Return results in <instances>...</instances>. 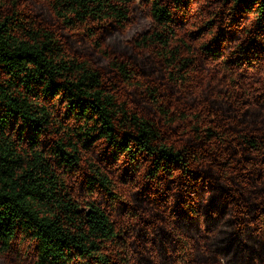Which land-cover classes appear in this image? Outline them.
Masks as SVG:
<instances>
[{
    "label": "trees",
    "instance_id": "16d2710c",
    "mask_svg": "<svg viewBox=\"0 0 264 264\" xmlns=\"http://www.w3.org/2000/svg\"><path fill=\"white\" fill-rule=\"evenodd\" d=\"M6 1H0V252L10 251L19 237L32 239L35 264H117L115 259L129 256L123 228L115 225L110 211L95 204L98 198L104 199L113 209L125 202L114 180L92 157H85L80 181L89 194L96 191L98 195L79 201L68 185L71 174L80 172L83 156L98 145L106 160L123 163L128 176L141 166L156 196V187L170 183L169 189H160L163 197L156 215L142 210L134 216L151 227L156 223L153 229L161 224L163 230L171 228L173 239L200 236L203 241L201 230L209 238L223 235L225 229L219 230L220 226L237 227L232 218L257 207L253 201L264 197V183L261 177L254 179L253 171L260 166L258 156L264 157V116L258 127L255 119L262 111L256 107L243 112L235 91L242 84L233 77L245 64L254 63L250 57L264 55V28L245 29L240 23L246 11H255L258 23L264 24V0L255 8L245 0H215L211 18L198 24L197 29L204 27L199 33L202 38L193 42L179 37L177 28L191 0H142L155 25L149 23L151 32L129 41L158 62L167 80L186 84L198 76L207 81L209 75L204 77L196 67V52L222 62V72L229 73L226 79L219 72L212 74L219 108L203 135L191 121L188 128L182 126L187 112L178 117L171 113L168 100L162 103L157 98L164 91L151 81L139 84L165 126L179 127L181 136L191 129L195 139L181 151L157 122L119 101L104 72L70 54L62 40L61 32L84 28L117 83L135 87L142 81V71L126 56L113 59L98 41V34L109 27L126 30L132 12L117 7L113 0H48L49 18L40 19L32 13L27 17L16 7L17 0ZM108 21L112 23L106 26ZM209 23L216 25L209 28ZM239 24L243 26L241 41L221 57L220 41ZM254 101L255 97L249 104ZM225 103L231 105V113L224 112ZM234 107L243 114L233 118ZM193 119L203 123L195 112ZM236 152L252 154L245 158L250 162L244 165ZM262 167L264 171V162ZM208 188L214 195L205 206L200 200ZM183 218L196 223L184 226ZM182 243L177 240L178 252ZM109 246L114 250L109 251Z\"/></svg>",
    "mask_w": 264,
    "mask_h": 264
},
{
    "label": "clouds",
    "instance_id": "9594fccd",
    "mask_svg": "<svg viewBox=\"0 0 264 264\" xmlns=\"http://www.w3.org/2000/svg\"><path fill=\"white\" fill-rule=\"evenodd\" d=\"M113 2L125 12L133 13L132 16L128 17L126 24L140 20L155 25L151 13L147 10V6L141 3V0H113ZM47 3L48 0H29L30 6L41 11H46ZM245 3L255 8L259 6L261 0H245ZM108 23L112 22H106V26ZM242 24L245 29L264 28V24L258 23V13L255 11L251 13L246 11L245 20L242 21ZM123 31V27L114 26L104 35L107 45L106 51L113 59L129 54L128 44L130 41L121 38ZM146 32H151V29H141V34ZM85 54L95 57V50ZM102 60L103 54L96 57L95 62L100 63ZM214 67L215 65L209 64L201 71L210 74ZM244 68H247V72L244 71ZM244 68H241L233 78L238 79V83H242V87L235 90L239 98L238 103L243 108V112H250L251 109L248 104L254 97L259 103H264V96L260 95V93H264V63L254 64L251 67L245 64ZM242 74L243 79L241 81ZM219 76L223 78L224 73H219ZM162 77L163 73L161 80L167 89L162 94L165 98H173L168 101L171 113L187 112L182 126L188 128V121H191L193 125L200 128V134L203 135L205 126H211L208 122L215 119L212 113L219 108L217 103L219 97L213 95L215 89L212 86L211 76L209 75L207 81L198 76H193L186 84H177L170 80L163 81ZM140 83H144V81H139L135 87L129 88L128 85L121 82L119 92L127 99L129 108L134 106V101L135 105H139L147 111L153 106L142 102ZM232 111L234 113L233 118L243 114L238 107H234ZM194 112L203 117V123L193 119ZM176 131L177 129L170 127L166 134L171 136ZM194 139V134L189 129L182 137L173 140V144L177 151H181L189 141H194ZM172 179L175 180L176 177L173 176ZM175 195L176 192L173 193V196ZM213 195L214 193L210 188L205 189L200 203L206 206ZM253 203L257 207L246 215L242 214L239 219L232 218L234 224L238 226L226 229L223 235H215L209 238L201 230L200 235L203 236V241H201L200 236H197L195 240H189L187 236L173 239V230L171 228L163 230L162 224L156 229H148L139 246L133 244L131 240L129 241L132 248L128 251L131 252L132 249H135L140 253L136 259L130 257V264H136L137 260H140L141 264H264V197L254 200ZM149 222L151 223V218H149ZM177 240L183 241L179 245L181 249L179 252L177 251ZM32 243V239H29L28 244ZM220 249H229V251L224 253ZM0 264H35V262L25 260V248L22 246L19 255L0 252Z\"/></svg>",
    "mask_w": 264,
    "mask_h": 264
},
{
    "label": "rangeland",
    "instance_id": "374dc122",
    "mask_svg": "<svg viewBox=\"0 0 264 264\" xmlns=\"http://www.w3.org/2000/svg\"><path fill=\"white\" fill-rule=\"evenodd\" d=\"M1 1V0H0ZM168 1V0H167ZM215 0H191L187 5L186 10L183 11V14H181V17L179 18L178 22V36L182 37L184 39H187L189 42H193L196 40V38H202V35L199 33L204 29L202 27L200 30L198 28V24L203 22H206L207 19L211 18L210 11L216 7L217 4H214ZM8 3L9 1H6ZM170 2V1H169ZM220 2V0H219ZM142 4H147L146 2L141 0ZM16 7L25 13H27V17L31 16L32 14H36V18L40 19H48L49 15L47 10L41 11L40 9H37L35 7L30 6L29 0H17ZM31 7V8H30ZM133 13L131 14V16ZM245 20V19H244ZM241 20L240 23H242ZM215 23V20H214ZM216 24L211 26L209 23L207 26L209 28L214 27ZM149 27L148 21H140L137 20L135 22H132L129 24L128 28L123 31L121 34V38L124 40H129L130 38L134 37L135 35L141 33V29H147ZM113 27H109L106 30L102 31V34H98V41L101 43L102 47L106 49L107 45L105 43V40H100L99 37H103L104 35ZM208 28V29H209ZM243 26L241 27L239 24L238 28L228 30V33L226 34V38H222L219 44H221V49H223V53L221 57H223L226 53H230V49H233L236 46V43L240 42V36H241V30ZM82 27H77L75 30H66L64 32H61L62 40L65 43V47L67 48V51L70 54L79 56L83 59L89 60L91 64H93L95 67L100 68L106 77V83L109 85L110 88H115V93L118 97L119 101H123L127 105V99L119 92V84L116 81V78L114 75L109 73L106 67V61L103 59L100 63H96L95 59L96 57L101 56L93 47L92 39H89L86 34L83 32ZM259 33V32H258ZM209 36L207 34L206 38ZM218 44V46H219ZM129 42L128 48H129V54L126 56L128 57V61L138 70L142 71L143 76L140 78L144 83H151L155 85L160 91H166L167 89L164 86V83H162L161 80V74L162 69L159 66L158 62L148 53L145 51H140L134 48ZM95 50V57L86 55L85 53L91 52ZM250 61L254 62L253 64L249 63V67L253 66L254 64L258 63H264V55L253 58H249ZM196 61V67L198 68V71L204 74V77H208L210 75L212 77L219 72H222L223 63L215 60H208L206 57H203L202 53L196 52L195 56ZM227 63H230V60H227ZM215 65L214 69L210 74H206L204 71H201L202 68H204L207 65ZM247 72V69L244 70ZM237 73V72H236ZM233 74V73H232ZM233 76V75H232ZM229 77L228 71H225V74L223 76V79H226ZM163 81H168L165 75L162 77ZM241 81L243 79V74L241 75ZM212 84L214 83L213 79L211 78ZM242 84V83H241ZM141 90V99L144 104H147L149 101V98L143 94V90ZM226 93V91L224 92ZM158 99H161V102L164 103L166 100L173 99L172 97L165 98V96L160 92L157 95ZM169 104V103H168ZM167 104V105H168ZM133 109L139 111L140 113L146 115L147 117L153 119L157 124L160 126L163 131H166L169 129L167 126L164 125V120L160 118L157 114V111L152 108L150 110H144L139 105H135L133 101ZM166 105V107H167ZM250 109H255L256 107L262 111L261 115L258 114V117L255 119V126L259 125L260 127L261 120L264 116V107L262 103H259L257 101H254L253 104H248ZM224 112L231 113V105L225 103L223 105ZM174 115L180 116L179 113H176ZM177 117V116H176ZM177 131L173 135H167V137L173 142L177 137H182L180 132L181 130L179 127H176ZM101 145L96 146L91 152L86 153V156H83L82 159V168L80 169V172L74 174H71L70 179L68 180V185H70L71 189L74 190L75 196L78 198L79 201H83L86 198H94L98 194V192L94 191L92 194H89L88 189L84 187L85 184L80 181V178L82 176V171L86 164L84 163L85 157H92V160H94L97 164H99L103 170L114 180L116 185V191L120 195V197L123 198L125 202H120L117 204L113 209L110 207V204L107 201H104V199L98 198L95 201V204L98 205L102 210H108L112 213V219L115 223V225L122 230L123 228V234L122 237H124L128 243L127 251L132 248V244L129 243L131 240L133 244H136L139 246L138 242L140 243L144 239V232L147 229H153V226H155L156 223L150 225L142 224L137 219L138 217H135L134 214L137 211H144L145 215H156L158 212V206H159V200L163 197V193L160 192L161 188H164V191L170 188V183L166 182L164 184H161L159 187H156L158 191L156 193H153V189H151L147 184L145 179V173L142 170V167L136 168L132 174L128 176L129 170L124 169L123 163H118L114 161H108L106 160L105 156L103 155V152H98L100 150ZM97 152V153H96ZM239 155V159L242 160V163L244 165L247 164V162H250V160L245 161V158L249 159L251 158L252 154L243 152L241 155L240 153L236 152ZM264 154V152L262 153ZM260 164L259 168H255L253 171L254 179H259L261 177L263 179L264 183V171H263V162L264 157L261 158V155L258 156V161ZM233 184V183H231ZM155 189V188H154ZM220 209V207L218 208ZM207 211V210H206ZM204 210V212L206 213ZM253 211V210H252ZM251 211V212H252ZM229 219V217H227ZM137 220V221H136ZM182 223L184 226L188 225L189 223L195 224V219H182ZM220 228L223 229H232V226H220ZM222 229V230H223ZM184 231H186L184 229ZM120 232V231H119ZM187 232V231H186ZM193 232V230H192ZM190 232V233H192ZM219 235V234H216ZM25 248V260L31 261L32 251L33 247L32 244H28V240H21L19 237L13 242L12 247L10 251L7 253H16L19 255V250L21 247ZM120 246L117 248L119 249ZM113 251L114 249L109 246V251ZM129 256H125L122 259L118 260L115 259V263L117 264H130V257L132 259H136V257L140 256V253L136 251L135 249H132L131 252H129ZM124 259H128L124 261ZM128 261V262H127ZM141 264L140 260L136 261V264Z\"/></svg>",
    "mask_w": 264,
    "mask_h": 264
}]
</instances>
